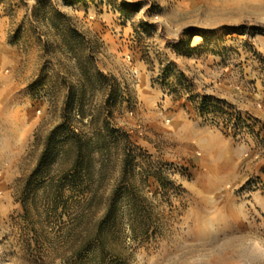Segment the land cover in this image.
Listing matches in <instances>:
<instances>
[{
    "label": "rangeland",
    "instance_id": "374dc122",
    "mask_svg": "<svg viewBox=\"0 0 264 264\" xmlns=\"http://www.w3.org/2000/svg\"><path fill=\"white\" fill-rule=\"evenodd\" d=\"M258 26L264 0H0V264H264V214L208 204L183 126L264 91Z\"/></svg>",
    "mask_w": 264,
    "mask_h": 264
},
{
    "label": "crops",
    "instance_id": "0c3cea01",
    "mask_svg": "<svg viewBox=\"0 0 264 264\" xmlns=\"http://www.w3.org/2000/svg\"><path fill=\"white\" fill-rule=\"evenodd\" d=\"M179 71L183 72L181 69ZM209 92L214 99L225 100L240 110L252 122L248 123L249 128L238 141L215 131L201 130L197 123L184 120L183 126L193 129L188 138L195 142L202 156L195 173L196 180L209 195L208 204L228 205L232 210L239 211L243 220L247 202L238 189L250 177L264 173V91L251 93L246 88L238 93L232 88L215 87ZM252 201L259 208L260 215L264 214L263 193L255 191Z\"/></svg>",
    "mask_w": 264,
    "mask_h": 264
},
{
    "label": "built area",
    "instance_id": "2783aa9c",
    "mask_svg": "<svg viewBox=\"0 0 264 264\" xmlns=\"http://www.w3.org/2000/svg\"><path fill=\"white\" fill-rule=\"evenodd\" d=\"M176 82L173 85L174 92H178L180 96H187L190 98V93L194 91V85L190 79L173 68ZM180 74L184 78L179 79ZM170 76L164 80L168 84ZM172 94V93H171ZM195 114L201 123L207 127L216 129L227 137H232L236 140H241L243 132L248 127L251 119L242 115L241 112L229 110V104L222 100H216L213 97L203 96L197 97L194 100ZM230 117V118H229ZM255 191H261L264 195V173L260 176H252L248 181L238 189V193L243 195L248 205H253L252 196Z\"/></svg>",
    "mask_w": 264,
    "mask_h": 264
},
{
    "label": "trees",
    "instance_id": "16d2710c",
    "mask_svg": "<svg viewBox=\"0 0 264 264\" xmlns=\"http://www.w3.org/2000/svg\"><path fill=\"white\" fill-rule=\"evenodd\" d=\"M254 30H264L262 27H260V26H258V27H255V29ZM178 78L179 79H181V78H184V75L183 74H180L179 76H178Z\"/></svg>",
    "mask_w": 264,
    "mask_h": 264
}]
</instances>
